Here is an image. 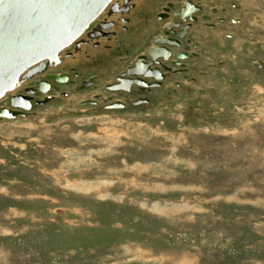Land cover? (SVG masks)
Here are the masks:
<instances>
[{"label":"rangeland","instance_id":"obj_1","mask_svg":"<svg viewBox=\"0 0 264 264\" xmlns=\"http://www.w3.org/2000/svg\"><path fill=\"white\" fill-rule=\"evenodd\" d=\"M254 7L259 42L213 45L188 90L132 105L104 88L129 63L114 53L0 119V264H264V0Z\"/></svg>","mask_w":264,"mask_h":264},{"label":"flooded vegetation","instance_id":"obj_2","mask_svg":"<svg viewBox=\"0 0 264 264\" xmlns=\"http://www.w3.org/2000/svg\"><path fill=\"white\" fill-rule=\"evenodd\" d=\"M260 1L263 0L249 2L250 14L248 6L236 0H134L124 13H112L111 7H108L83 34L78 51L75 46L65 50V55L70 54L71 57H65L59 66L27 83L15 95L24 96L25 90H30L32 107L37 102V95L58 92L60 85L48 79L49 76L62 75L66 83H72L81 74L71 66L86 62L87 58L96 61L99 56L110 57L114 53L128 56V59L119 60H128L129 63L104 88L123 94L126 100H129V95L132 98L137 95V98H130L132 105L149 104L152 93L164 92L166 88H170L169 94L176 93L182 85L188 90V85L196 82L190 78L194 71L190 64L203 60L204 67L200 69V74L205 78L203 70L213 67L210 62L213 45L232 42L244 46L253 44L256 38L259 42L258 36L253 31H247L245 26L253 25L256 29L259 25L256 22L260 11L254 12V6L257 7ZM116 3L121 4L120 0H115ZM244 15L253 19L255 15L256 18L254 22L247 23ZM133 31L139 34L131 42H126L123 36ZM245 32L251 42H245L242 38ZM204 49L207 50L205 54ZM132 69L135 72L124 75ZM96 78L93 76L84 83L94 85ZM110 86L119 89L110 90Z\"/></svg>","mask_w":264,"mask_h":264},{"label":"water","instance_id":"obj_3","mask_svg":"<svg viewBox=\"0 0 264 264\" xmlns=\"http://www.w3.org/2000/svg\"><path fill=\"white\" fill-rule=\"evenodd\" d=\"M114 1L0 0V101L15 93L25 81L63 62L70 56H63V51L71 46L78 51L82 35L108 7L112 13H124L134 0H120L121 4ZM133 72L132 69L124 75ZM48 79L65 83L62 75H51ZM90 83L84 85L90 86ZM109 89L119 88L110 86ZM30 94V90H25L24 96L12 95L10 108L0 109V119L27 116L31 108ZM49 100L45 98L37 104Z\"/></svg>","mask_w":264,"mask_h":264},{"label":"bare ground","instance_id":"obj_4","mask_svg":"<svg viewBox=\"0 0 264 264\" xmlns=\"http://www.w3.org/2000/svg\"><path fill=\"white\" fill-rule=\"evenodd\" d=\"M114 2H115V1H114ZM82 36H83V35H82ZM79 41H81V38H80ZM80 47L82 48V47H84V46H80ZM86 47H87V46H86ZM64 52H65V51L62 52L63 56L65 55ZM57 66H59V65H57ZM57 66H56V67H57ZM56 67H54V68L51 67V68L47 69L44 73L38 74L37 76H35V77H33V78H31V79L25 81V82L21 85V87H20L17 91H15V93L18 92V91H19L24 85H26L27 83L33 81V80L36 79V78L42 77V76L45 75L47 72H49V71L55 69ZM15 93L10 94V95H7L4 99H6L7 97H11V96L14 95ZM43 94H44V93H43ZM4 99H3V100H4Z\"/></svg>","mask_w":264,"mask_h":264}]
</instances>
